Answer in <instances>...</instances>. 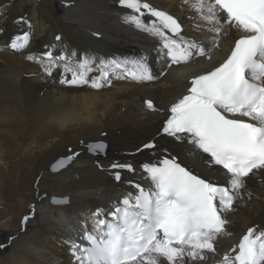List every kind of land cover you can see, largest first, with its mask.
I'll return each instance as SVG.
<instances>
[{
	"label": "snow or ice",
	"instance_id": "1",
	"mask_svg": "<svg viewBox=\"0 0 264 264\" xmlns=\"http://www.w3.org/2000/svg\"><path fill=\"white\" fill-rule=\"evenodd\" d=\"M114 2L125 10L124 24L155 41L161 61L158 71L143 54L77 58L76 51L54 56L49 47L40 57L28 54L26 59L46 62L42 68L46 77L58 69L62 86L94 90L110 87L113 80L151 83L174 66L200 60L209 66L188 80L186 93L166 110L150 99L144 101L148 110L164 115L157 136L170 141L161 145L152 138L136 149L154 157L139 165L147 185L123 179V173L137 172L133 163H110L114 181L126 183L130 190L110 206L92 212L90 228L82 221L77 239L65 240L73 264H208L215 257H219L217 264H264V227L259 225L247 227L238 243L222 255L218 251L219 239L232 235L230 214L251 196L249 181L264 176V0H195L190 8L197 14L196 27L210 33V44L189 37L176 17L148 0ZM0 8L7 12L4 0ZM14 23L29 30L4 46L22 53L31 42L32 23L24 16ZM225 37H231L230 46L216 59L213 52ZM94 72L99 74L91 75ZM85 148L99 155L106 153L107 145L97 141ZM69 152L52 165L53 173L80 155ZM96 164L103 169L98 160ZM51 203L70 201L52 197ZM30 208L20 221L21 233L36 214L35 205ZM16 238L9 236L0 250Z\"/></svg>",
	"mask_w": 264,
	"mask_h": 264
},
{
	"label": "bare ground",
	"instance_id": "2",
	"mask_svg": "<svg viewBox=\"0 0 264 264\" xmlns=\"http://www.w3.org/2000/svg\"><path fill=\"white\" fill-rule=\"evenodd\" d=\"M148 2L176 17L189 37L210 44V33L196 27L197 14L190 8L195 0L188 4L184 0ZM4 4L7 12L0 8V47L29 30L26 25L14 23L20 16L31 20L32 29L31 42L22 53L0 48V180L14 175L27 179L24 186L20 184L26 188L27 199L19 208L35 205L36 214L22 233L20 217L0 222V243H7L9 236L17 237L0 250V264H73L71 256L65 258L48 251L53 246V234L58 232L64 241L77 239L82 221L91 227L88 204L114 201L130 190L126 183L115 182L108 171L114 160L137 167L135 174L123 173L124 180L147 185L139 165L154 157L147 150L137 153L136 149L152 138L167 145L170 138L157 136L164 115L148 110L144 101L150 99L166 110L186 93L188 80L209 65L200 60L189 66H174L151 83L113 80L110 87L99 90L62 86L58 69L52 77H46L42 71L46 62L28 61L26 56L34 49L52 46L58 54L76 51L77 58L82 54L98 58L143 54L156 72L161 61L155 41L124 24L121 15L125 10L119 9L114 0H4ZM96 32L100 35H93ZM57 35L60 41L55 40ZM230 43L231 37L222 39L219 50L213 52L214 58H220ZM97 141L107 145L105 154L86 151V144ZM69 149L80 155L65 169L48 175L55 158L70 155ZM49 151L56 152L55 156H47ZM97 160L103 169L97 166ZM39 178L38 186L31 189L32 180ZM218 178L223 181L222 175ZM248 187L251 196H246L230 214L232 235L218 241L221 255L238 242L247 227H264V176L252 178ZM52 197H67L70 203L53 205ZM30 212L31 208L22 217ZM65 247L68 249L67 244ZM218 259L211 258L208 264H217Z\"/></svg>",
	"mask_w": 264,
	"mask_h": 264
},
{
	"label": "rangeland",
	"instance_id": "3",
	"mask_svg": "<svg viewBox=\"0 0 264 264\" xmlns=\"http://www.w3.org/2000/svg\"><path fill=\"white\" fill-rule=\"evenodd\" d=\"M72 6H73V4H72ZM0 48H2V47H0ZM2 49H5V50L9 51L10 53L15 54L14 52L9 50L5 46H3ZM47 50H49V47L46 49H34L30 52V54H33L37 57H40L41 54ZM52 50H53L54 56L59 55L57 53L58 51L55 50V47L52 46ZM108 57H110V56L107 55L106 58H108ZM2 96L3 95H0V98ZM55 153L56 152L49 151L47 153V156L54 157ZM101 155H103V154H101ZM60 158L61 157L55 158V161L50 165V167ZM50 167H49V171H48L49 174L48 175L55 174V173L50 172ZM6 170H8V168L3 169V171H6ZM23 170L24 169L19 171L18 174L22 175ZM3 178L5 181L0 180V222L2 223L4 221H6V218H10V220L13 221L14 219H18L20 217V220H21L24 212L30 208V206H27V207L21 206L19 208L20 203H24V201H26L25 199H27L26 198L27 191H26V188L23 187L24 183H27V179L20 180L18 175H14L13 177L12 176L11 177L6 176ZM39 180H40V178L37 180L36 179L32 180L31 189H34L35 187L38 186L37 183L39 182ZM21 183L23 186L20 185ZM143 185H145V184L143 183ZM111 203H112V201H109V202L98 201V203L94 204V205L88 204L87 210H89V212H94L98 207H105L106 208V207L110 206ZM88 216L90 217L91 214ZM70 239H72V238L70 237ZM51 243L53 244V246L48 248L49 252L54 253V254L59 255V256L65 255L63 257L69 258L70 253H69L67 247H65L66 246L65 241H64L63 237L58 232H55V234H53V236L51 238Z\"/></svg>",
	"mask_w": 264,
	"mask_h": 264
},
{
	"label": "water",
	"instance_id": "4",
	"mask_svg": "<svg viewBox=\"0 0 264 264\" xmlns=\"http://www.w3.org/2000/svg\"><path fill=\"white\" fill-rule=\"evenodd\" d=\"M52 167V166H51ZM51 167H50V171H51ZM52 172V171H51Z\"/></svg>",
	"mask_w": 264,
	"mask_h": 264
}]
</instances>
